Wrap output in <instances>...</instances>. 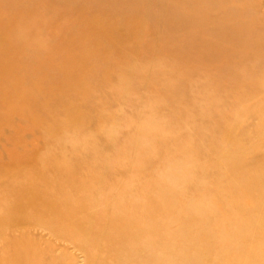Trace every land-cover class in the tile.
Wrapping results in <instances>:
<instances>
[{"label":"rangeland","instance_id":"obj_1","mask_svg":"<svg viewBox=\"0 0 264 264\" xmlns=\"http://www.w3.org/2000/svg\"><path fill=\"white\" fill-rule=\"evenodd\" d=\"M132 224L165 264H264V0H0V264Z\"/></svg>","mask_w":264,"mask_h":264},{"label":"bare ground","instance_id":"obj_2","mask_svg":"<svg viewBox=\"0 0 264 264\" xmlns=\"http://www.w3.org/2000/svg\"><path fill=\"white\" fill-rule=\"evenodd\" d=\"M237 207L239 209L243 208L238 204ZM251 207L254 206L252 205ZM99 227L100 229H97L98 231L95 230V232L83 228L71 234V237L74 239H76V237L82 238V242L84 243L83 246L86 247V259L89 263L92 264L104 260L106 264H119V262L133 263V261L136 264H165L163 260L165 251L161 246L162 242H164L163 240L165 239V227L163 224L155 226L156 229H143L142 227L132 224L124 234L126 239L128 238L131 240L128 248L132 249L130 252L126 253L121 252L119 249L113 250L111 248V242L102 238L104 230H102L101 226ZM117 237L118 241L120 239L121 242L123 236H121L120 233H117ZM196 237H198V235L195 237L193 236L194 242H196ZM135 250H138L141 253L143 258L142 260L141 257H139L140 255H137ZM4 261L9 263L7 260ZM11 263L13 264V262Z\"/></svg>","mask_w":264,"mask_h":264}]
</instances>
